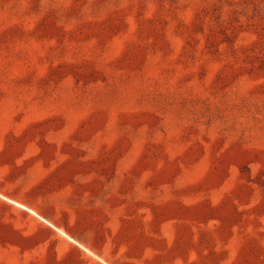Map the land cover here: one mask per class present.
<instances>
[{
  "label": "rangeland",
  "instance_id": "rangeland-1",
  "mask_svg": "<svg viewBox=\"0 0 264 264\" xmlns=\"http://www.w3.org/2000/svg\"><path fill=\"white\" fill-rule=\"evenodd\" d=\"M0 264H264V0H0Z\"/></svg>",
  "mask_w": 264,
  "mask_h": 264
},
{
  "label": "bare ground",
  "instance_id": "bare-ground-1",
  "mask_svg": "<svg viewBox=\"0 0 264 264\" xmlns=\"http://www.w3.org/2000/svg\"><path fill=\"white\" fill-rule=\"evenodd\" d=\"M16 204V203H15ZM19 205V204H18ZM21 206V205H20ZM30 212H32L31 210H30ZM32 213H34V212H32Z\"/></svg>",
  "mask_w": 264,
  "mask_h": 264
}]
</instances>
